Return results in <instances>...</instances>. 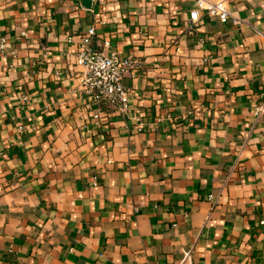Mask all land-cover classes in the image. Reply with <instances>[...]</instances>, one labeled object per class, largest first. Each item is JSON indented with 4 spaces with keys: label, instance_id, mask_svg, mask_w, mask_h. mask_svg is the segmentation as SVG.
<instances>
[{
    "label": "crops",
    "instance_id": "0c3cea01",
    "mask_svg": "<svg viewBox=\"0 0 264 264\" xmlns=\"http://www.w3.org/2000/svg\"><path fill=\"white\" fill-rule=\"evenodd\" d=\"M225 2L0 0V264H264V0ZM91 27L141 61L126 115L79 87Z\"/></svg>",
    "mask_w": 264,
    "mask_h": 264
},
{
    "label": "built area",
    "instance_id": "2783aa9c",
    "mask_svg": "<svg viewBox=\"0 0 264 264\" xmlns=\"http://www.w3.org/2000/svg\"><path fill=\"white\" fill-rule=\"evenodd\" d=\"M199 10L218 17L221 22L230 18L234 22L239 21L229 11L225 0H195V7L190 10L189 20L185 25L189 31L194 29ZM94 33L95 30L91 27L85 33L66 37L68 42L76 44L75 63L81 67L78 75L79 87L89 96V103L96 107L93 116L95 120H101L100 106L105 104L118 114L126 115L130 90L124 85L123 78L137 69L141 61L133 55L120 56L115 52L96 51L91 45ZM0 48H4L3 38L0 39ZM184 117L183 115L182 118Z\"/></svg>",
    "mask_w": 264,
    "mask_h": 264
},
{
    "label": "water",
    "instance_id": "95a60500",
    "mask_svg": "<svg viewBox=\"0 0 264 264\" xmlns=\"http://www.w3.org/2000/svg\"><path fill=\"white\" fill-rule=\"evenodd\" d=\"M82 3L86 6L89 7L91 4V0H82Z\"/></svg>",
    "mask_w": 264,
    "mask_h": 264
}]
</instances>
